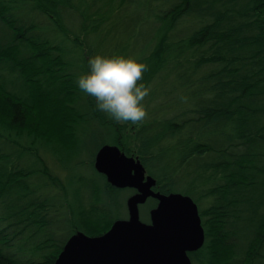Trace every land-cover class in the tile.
Here are the masks:
<instances>
[{
    "label": "trees",
    "instance_id": "16d2710c",
    "mask_svg": "<svg viewBox=\"0 0 264 264\" xmlns=\"http://www.w3.org/2000/svg\"><path fill=\"white\" fill-rule=\"evenodd\" d=\"M135 1L150 17L138 82L150 93L127 148L124 123L98 110L77 80L91 57L120 48L105 22ZM113 3L0 0V264H51L71 233L98 235L114 220L100 194L116 188L97 172L102 180L75 174L86 163L81 127L93 121L114 130L110 143L137 156L158 191L181 175L183 193L209 198L198 202L204 239L188 252L194 263L264 264V0ZM161 72L180 82L179 96L159 94ZM46 156L68 176L54 174ZM71 180L81 194L69 192Z\"/></svg>",
    "mask_w": 264,
    "mask_h": 264
},
{
    "label": "water",
    "instance_id": "95a60500",
    "mask_svg": "<svg viewBox=\"0 0 264 264\" xmlns=\"http://www.w3.org/2000/svg\"><path fill=\"white\" fill-rule=\"evenodd\" d=\"M92 166L110 186L134 189L125 200L126 217L114 219L98 235L73 232L51 264H191L187 252L201 247L204 232L189 195L154 190L155 178L146 173L138 157L115 144H101ZM147 198L156 204L143 222L138 205Z\"/></svg>",
    "mask_w": 264,
    "mask_h": 264
},
{
    "label": "rangeland",
    "instance_id": "374dc122",
    "mask_svg": "<svg viewBox=\"0 0 264 264\" xmlns=\"http://www.w3.org/2000/svg\"><path fill=\"white\" fill-rule=\"evenodd\" d=\"M117 3L118 0H114L113 6L117 5ZM141 4L140 2L135 1L129 3L128 5H123L120 9H117L118 7L112 9L111 13L113 12L114 13L111 16V18L105 22V31L108 28H112L113 25H115V30L114 28H112L113 30L111 34H113L114 40L119 43L120 48H117L112 52L108 49L105 50L102 49L101 53H104V56H108V57H111L113 55H123L126 57L132 56L137 58L138 60L144 56L145 52L143 50V47L145 45L141 43H143L145 41V38H147V32L150 31L151 25H150V17H148L145 13L142 12L144 8ZM100 11L103 12V8H101ZM111 13H107L106 17H108ZM125 43H127V46L122 48L123 44ZM163 76L164 74L163 72H161L157 77V79L155 80L156 81L155 84L158 89L157 91H159V94L161 95L163 94L162 96L167 98V95H165V93L168 94L167 91L172 89L174 93L173 97L179 96V94L182 93V90L181 91L178 90L180 82H177V80H175L174 77L172 78V80L163 79ZM35 94L40 96V91L36 89ZM38 98L39 97L33 99L34 108L31 111L32 114L31 117L32 119H34L33 123H35L38 119L41 118L40 112L43 105V99H38ZM9 105H12V103H9ZM17 109L19 111V108ZM14 110H15V106L12 111ZM59 110L62 112H69L65 108L64 111L62 108V109H58L56 112H58ZM119 123H124V129L122 131V135L124 138L125 146H127V148H133L134 139L132 138V136L134 134L133 132L138 128L139 124L133 125L131 124V122H119ZM81 128L84 129L83 130L84 133L82 135L83 138L80 145L82 148L79 152V157L82 159H86L85 160L86 163L85 165L83 164L82 167L79 166L78 168H76L75 174H77L76 171H78V173H80L83 176L94 177L96 175L99 178V180L100 179L102 180V178L99 175L93 174V172L95 173V171L93 170V167L88 164L87 160L89 159L91 160V157L93 158L96 149L101 144L110 143L109 139L110 136L114 134L113 132L114 130L112 131L109 125L103 124L102 126H98V124L95 121L90 122V124L83 125ZM117 128H119V125H117ZM46 161L48 162V165L51 167L54 174L58 175L60 179L63 180L64 177L68 176L69 170L66 169L62 170L61 168H58L59 165L53 162L49 156H46ZM180 176L181 175L178 176L175 175V177L174 175H172L171 177L169 176L168 179L173 177L174 178L168 182L166 188H170V190L173 192H180V193L185 192L184 182H183L184 177H180ZM80 186H81L80 183L77 184L74 180H71L70 182H68L66 187L69 190V192H72V189H74L76 192H79V194H81ZM167 192H162V193H167ZM131 193L132 190L128 187L116 188L115 190L110 189V191L108 190L107 193L102 191L100 194L101 195L100 204L106 207L108 210H110L111 217L113 219L125 218L126 217L125 200ZM190 197L195 202L197 208H198V202H200V204L202 205L201 207H204L209 203L208 197L206 198L198 197V199L196 198L198 202L194 200L195 199L194 194H191ZM151 207H153V202L150 199H146L144 203L138 205V216L141 221L143 222L148 221V209H150ZM86 233L89 234L88 231H86ZM191 264H196V263H194V261L191 260Z\"/></svg>",
    "mask_w": 264,
    "mask_h": 264
},
{
    "label": "clouds",
    "instance_id": "9594fccd",
    "mask_svg": "<svg viewBox=\"0 0 264 264\" xmlns=\"http://www.w3.org/2000/svg\"><path fill=\"white\" fill-rule=\"evenodd\" d=\"M90 71L78 77L79 88L95 98L98 110L117 122L138 124L147 116L143 101L150 87L138 83L148 65L132 56L95 55ZM183 99V98H182Z\"/></svg>",
    "mask_w": 264,
    "mask_h": 264
},
{
    "label": "flooded vegetation",
    "instance_id": "af4514ba",
    "mask_svg": "<svg viewBox=\"0 0 264 264\" xmlns=\"http://www.w3.org/2000/svg\"><path fill=\"white\" fill-rule=\"evenodd\" d=\"M154 190H157L155 187H153ZM132 192H134V190L132 189ZM147 199H150L152 202H153V206H155L156 204V200L153 199V198H147ZM149 210V209H148Z\"/></svg>",
    "mask_w": 264,
    "mask_h": 264
},
{
    "label": "bare ground",
    "instance_id": "6f19581e",
    "mask_svg": "<svg viewBox=\"0 0 264 264\" xmlns=\"http://www.w3.org/2000/svg\"><path fill=\"white\" fill-rule=\"evenodd\" d=\"M193 252V251H192Z\"/></svg>",
    "mask_w": 264,
    "mask_h": 264
}]
</instances>
